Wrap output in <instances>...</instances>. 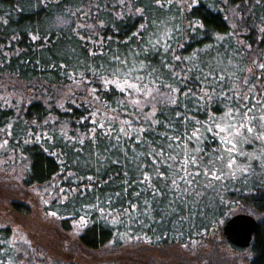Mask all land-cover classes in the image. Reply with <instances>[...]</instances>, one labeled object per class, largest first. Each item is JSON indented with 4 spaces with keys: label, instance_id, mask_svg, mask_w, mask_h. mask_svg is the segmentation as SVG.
Instances as JSON below:
<instances>
[{
    "label": "trees",
    "instance_id": "1",
    "mask_svg": "<svg viewBox=\"0 0 264 264\" xmlns=\"http://www.w3.org/2000/svg\"><path fill=\"white\" fill-rule=\"evenodd\" d=\"M161 4L0 0V153L9 165L22 168L24 187L44 194L48 199L44 209L55 213L64 231L79 229L73 252L46 262L18 253L11 228L0 227V264H81L85 257L90 261L84 264H192L193 257L158 259L155 252L171 249L176 254L178 247L190 250L193 244L198 245L195 263L231 264L220 243L248 251V264H264V140L255 138L263 129L259 117L264 114V104L258 103L264 101V0H161ZM164 33L171 35L167 52ZM157 39L160 45L149 47ZM114 56L128 62L121 71L134 69L133 77L143 78L129 79L142 91L121 92L116 84H105L94 75L105 73L109 65L120 68ZM205 65L224 77L223 92L218 88L211 98L198 101L185 93L189 88L198 94L206 90L197 81L201 69L207 73ZM104 78L123 83L127 77ZM224 93L245 97L248 107L257 104L251 112L257 118L255 130L242 136L239 153L244 155L236 153L238 165H250L249 170L241 173L234 168L235 179L210 183L201 175L197 186L201 195L171 207L170 195L159 211L144 212V195L150 193L139 200L135 196L146 187L138 183L137 165L149 158L133 159L145 142L140 130L151 124L150 143L164 133L172 136L175 128L170 123L184 131L186 123L205 124L213 116L219 121L229 107ZM157 120L159 124L153 123ZM100 123L111 124L110 135ZM200 131L199 144L187 146L204 149L206 157L219 149L223 160L218 167L228 172L229 154L220 143L222 137L214 139V133ZM129 201L141 210L125 212ZM10 206L17 213L29 212L18 199ZM236 213L250 214L258 222L246 248L231 245L222 235L223 222ZM81 217L87 222L82 224ZM99 252L113 256L99 257ZM236 257L241 256H234V263Z\"/></svg>",
    "mask_w": 264,
    "mask_h": 264
},
{
    "label": "snow or ice",
    "instance_id": "2",
    "mask_svg": "<svg viewBox=\"0 0 264 264\" xmlns=\"http://www.w3.org/2000/svg\"><path fill=\"white\" fill-rule=\"evenodd\" d=\"M259 2L260 0H257V3ZM121 3H123V0H121ZM156 3L163 6L161 0H156ZM137 11L142 12L143 9H138ZM199 26L202 27L203 25ZM261 31H264V28H262ZM164 36L166 37L164 44L165 51L167 52L171 50V45L168 43V41L171 40V35L170 33H164ZM33 39L35 40L37 37L33 36ZM160 43L161 41L157 39L155 44L150 42L149 47H156L160 45ZM136 56L139 58V53H137ZM180 59L181 57H176V60ZM113 61H120V57L114 56ZM127 63V61H120V68L113 69L112 65H109V67L105 69V73H99V71H97L94 75H100L105 84H116L121 92L125 91V89L142 91L143 89L138 87L137 83H129V79H135L137 81L143 79L140 76L133 77L132 73L134 69H124L121 71ZM141 66L143 67V64H141ZM205 67L208 68L207 73L205 74L203 69H201V77H197V81L198 86L203 83L206 90L201 89V93L198 94L194 89L189 88L188 92L185 93V95L194 96L198 101L211 98L212 94L216 93L218 88L223 92V88L220 87V85L224 77L217 74L211 66L205 65ZM261 67H264V65H261ZM105 74L119 78H127H124L123 84H120L119 79L104 78ZM245 83H247V81H245ZM176 91H179V89ZM224 95L229 101V107L225 117L220 121H217L213 116L209 118L205 124H202L199 120L195 121L194 125L186 123L184 131H181L179 127L170 123L169 127L175 128L173 135L169 136L167 133H164L161 140H152L150 143L147 142V136L154 131L151 124L149 128H142L140 130L139 135L145 137V142L142 145L143 150L138 155H134L133 159L138 160L139 156H146L149 158L143 161L142 164L137 165L141 176L138 183L146 185V187L137 191L135 196L139 200L142 194L150 193V196L144 195L143 204L147 205L146 208H143L144 212H147L149 209L159 211L163 199L170 195L174 196L169 204L170 207L177 202H184L187 197L201 195L202 193L197 191L201 175L207 177L210 183L211 181H219L227 177L235 179L236 171L233 170L234 168L238 169L241 173H246L249 170L250 165H238L236 153H239L238 145L244 133L247 132L251 134L255 130L254 121L257 118L252 116L251 112L257 107V104L248 107L245 97L239 94L230 95L224 93ZM173 103H178V101L174 100ZM258 103L264 104V101ZM180 115V113H177V116ZM259 119L264 121V114H262ZM94 123H96V121H94ZM125 123L128 122L125 121ZM153 123L159 124L160 121L157 120ZM196 125H199V127H196ZM189 126L193 129L191 133L187 131ZM99 127H108L109 132L104 134H111V124L106 125L105 123H100ZM259 127H264V125H260ZM201 128H203L205 132L214 133V139L222 137L220 143L224 146L223 150L229 154L227 163L228 172L218 167V163L223 160L222 156H218L220 152L219 149L215 150L212 156L206 157L204 149L196 148L193 150L187 146L193 141L199 144L202 137ZM120 131L127 135L124 129ZM255 138L264 140V132L259 133ZM116 139L119 141L120 137L117 136ZM137 144H141V141L137 140ZM239 154L244 155V153ZM213 157L216 158L214 159ZM182 186L183 191L181 192L180 189ZM207 186L208 184H205L202 187ZM117 195H119V193ZM140 210L141 206L132 201H129V206L124 209L125 212H137ZM101 211H103V209H101ZM52 215H55V213H52ZM80 222L82 224L86 223V217H81Z\"/></svg>",
    "mask_w": 264,
    "mask_h": 264
},
{
    "label": "rangeland",
    "instance_id": "3",
    "mask_svg": "<svg viewBox=\"0 0 264 264\" xmlns=\"http://www.w3.org/2000/svg\"><path fill=\"white\" fill-rule=\"evenodd\" d=\"M132 90L136 91L135 89ZM260 122L264 125V121ZM261 132H264V127ZM241 139L242 137L238 148L241 146ZM22 174L21 167L9 165L8 158L3 157L0 153V227L7 226L11 228V242L16 244L17 252L21 255L44 258L46 262L50 261L51 258L66 257L67 253L73 252V249H75V239L79 231L78 226H75L71 231H64L60 227L57 217L44 209V204L48 201L44 194L34 187L26 188L21 184ZM13 199H18L27 204L29 212L22 214L12 210L10 202ZM218 236L221 239V236ZM220 246V251H223L227 256H230L228 258L232 259L231 264H248L245 260L248 251L235 250L222 243H220ZM197 247V244H193L190 250H187L184 246H180L176 254L170 249L164 253L155 252V256L158 259L168 260L193 257L192 264H197L194 258ZM96 255L99 257L113 256L109 252H99ZM238 255L241 257H236V263H234L233 257ZM87 259L90 261V257L81 258V264H84ZM37 264L42 263L37 262Z\"/></svg>",
    "mask_w": 264,
    "mask_h": 264
},
{
    "label": "water",
    "instance_id": "4",
    "mask_svg": "<svg viewBox=\"0 0 264 264\" xmlns=\"http://www.w3.org/2000/svg\"><path fill=\"white\" fill-rule=\"evenodd\" d=\"M257 226L258 222L252 215L236 213L223 222L221 231L231 245L246 248L252 243Z\"/></svg>",
    "mask_w": 264,
    "mask_h": 264
}]
</instances>
